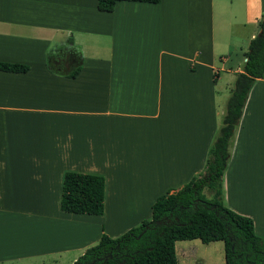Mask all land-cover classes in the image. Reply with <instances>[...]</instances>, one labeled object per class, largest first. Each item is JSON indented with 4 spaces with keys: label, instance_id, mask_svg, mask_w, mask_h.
<instances>
[{
    "label": "crops",
    "instance_id": "obj_1",
    "mask_svg": "<svg viewBox=\"0 0 264 264\" xmlns=\"http://www.w3.org/2000/svg\"><path fill=\"white\" fill-rule=\"evenodd\" d=\"M263 14L264 0H0V63L28 67L0 72V264H74L201 173ZM228 152L222 204L264 247V74ZM68 172L104 178L101 216L61 211Z\"/></svg>",
    "mask_w": 264,
    "mask_h": 264
},
{
    "label": "trees",
    "instance_id": "obj_2",
    "mask_svg": "<svg viewBox=\"0 0 264 264\" xmlns=\"http://www.w3.org/2000/svg\"><path fill=\"white\" fill-rule=\"evenodd\" d=\"M159 1L97 0V9L112 12L118 2L156 5ZM259 29L262 34L249 44L246 62L242 72L236 75L203 171L178 191L160 196L152 205L151 220L141 222L116 239L103 234L99 243L86 250L74 264H177L175 244L195 240L204 245L222 242L224 264H264L263 243L254 232L253 221L225 208L221 199V180L230 142L248 94L264 74V14ZM27 71L24 65L0 63V72L22 74ZM60 209L68 214L101 216L104 178L66 173Z\"/></svg>",
    "mask_w": 264,
    "mask_h": 264
},
{
    "label": "rangeland",
    "instance_id": "obj_3",
    "mask_svg": "<svg viewBox=\"0 0 264 264\" xmlns=\"http://www.w3.org/2000/svg\"><path fill=\"white\" fill-rule=\"evenodd\" d=\"M218 64L219 59H217V65ZM204 193L207 198L210 197L207 192L204 191ZM148 220H151V218L146 219V221ZM175 252L177 264H224L222 242H215L208 245H204L198 240L191 242H178L175 244Z\"/></svg>",
    "mask_w": 264,
    "mask_h": 264
},
{
    "label": "water",
    "instance_id": "obj_4",
    "mask_svg": "<svg viewBox=\"0 0 264 264\" xmlns=\"http://www.w3.org/2000/svg\"><path fill=\"white\" fill-rule=\"evenodd\" d=\"M262 34V31L260 30L257 36H260Z\"/></svg>",
    "mask_w": 264,
    "mask_h": 264
}]
</instances>
